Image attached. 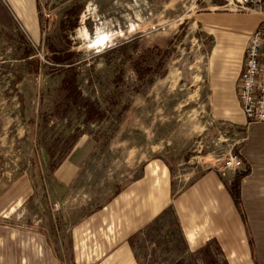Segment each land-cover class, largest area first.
<instances>
[{
    "label": "crops",
    "instance_id": "0c3cea01",
    "mask_svg": "<svg viewBox=\"0 0 264 264\" xmlns=\"http://www.w3.org/2000/svg\"><path fill=\"white\" fill-rule=\"evenodd\" d=\"M32 7L35 12V0ZM202 16L211 22L206 29L214 44L211 63L195 82L196 73L185 85L189 71L173 64L155 76L134 100L148 101L149 110L133 113L131 136L119 135L110 147L101 144L99 133L86 130L62 145L45 144L47 161L41 162L39 178L50 180V191L33 190L27 170L3 184L0 264H142L137 239L168 214L186 256L196 264H264V124L246 129L238 98L245 54L260 17L210 9ZM35 17L31 39L41 43ZM236 30L245 36L243 47ZM181 98L203 99L212 106L210 120L235 123L237 140L247 136L236 148L245 172L206 169L202 156L192 158L199 139L208 147L206 127L195 122L197 113L160 108ZM40 117L36 132L46 121L44 113ZM111 151L114 160L105 158ZM243 174L236 198L232 185Z\"/></svg>",
    "mask_w": 264,
    "mask_h": 264
},
{
    "label": "rangeland",
    "instance_id": "374dc122",
    "mask_svg": "<svg viewBox=\"0 0 264 264\" xmlns=\"http://www.w3.org/2000/svg\"><path fill=\"white\" fill-rule=\"evenodd\" d=\"M38 1L41 7L48 2L41 39L54 31L56 49L62 54L66 49L73 52L80 102L91 100L101 110H107L108 118L85 128L78 109L72 105L68 115H52L53 103L58 101L52 89L60 73L51 72L43 41L31 39L30 21L37 13L32 7L34 0H0V190L27 170L33 190L50 191V180L39 178L41 162L47 161L45 144L62 145L86 130L99 133L101 144L108 142L110 147L119 135L131 136L127 130L132 128L133 113L149 110L148 101L134 100L139 92L144 94L155 76L163 75L172 64L181 66L189 71L183 82L187 85L195 73L193 82L199 78V71L211 63L214 37L206 29L211 22L202 15L215 9L207 0H76L63 9L60 7L71 0ZM216 1L222 4V0ZM236 33L243 47L245 36L241 31ZM138 64L145 70L143 80L137 74ZM239 85L240 80L238 88ZM191 90L188 88V92ZM160 108L197 113L195 122L204 124L203 137L208 135L210 142L208 147L203 143L191 156H202L206 169L223 168L229 147L228 142L219 139L228 130L229 141L237 140L235 123L210 120L212 106L203 99L181 98L167 109L162 104ZM43 113L44 130L36 132ZM107 154L106 159L114 160L116 152ZM173 224L174 218L168 214L137 239L142 264H193L194 257L186 256Z\"/></svg>",
    "mask_w": 264,
    "mask_h": 264
},
{
    "label": "built area",
    "instance_id": "2783aa9c",
    "mask_svg": "<svg viewBox=\"0 0 264 264\" xmlns=\"http://www.w3.org/2000/svg\"><path fill=\"white\" fill-rule=\"evenodd\" d=\"M215 10L237 14L256 15L260 22L254 30L244 59V67L240 77L238 98L243 109L246 129L255 124H264V0H222ZM221 141L228 142V154L223 159V170L243 173L246 167L243 159L236 153V148L246 141L243 135L238 140L228 139L229 131L221 133ZM202 140L197 142L202 147Z\"/></svg>",
    "mask_w": 264,
    "mask_h": 264
},
{
    "label": "trees",
    "instance_id": "16d2710c",
    "mask_svg": "<svg viewBox=\"0 0 264 264\" xmlns=\"http://www.w3.org/2000/svg\"><path fill=\"white\" fill-rule=\"evenodd\" d=\"M48 1V0H47ZM36 2V12L39 21V25L42 29L44 28L45 17L43 12L48 7V2H45V6L41 7L40 2ZM76 0H71L68 4L62 5L60 8H65L69 4L75 3ZM49 9V8H48ZM54 31H50L48 35H45L43 39L44 49L46 51V60L52 66L51 72H59L60 79L55 87L52 89L54 97H57L58 101H54L52 115L54 117H64L68 115L70 111V105L78 109V117H82L83 123L86 126H89L91 123L102 121L106 116L107 110H101L96 106L91 100H83L80 102L81 93L78 89L75 67L72 66L75 63L74 54L69 49L66 53H60L56 49L55 44L53 43ZM141 65L138 64L137 74L140 80H143L145 70H142ZM153 73V72H152ZM55 144V143H53ZM245 176L244 174L238 178V180L232 185V191L236 198L239 196L240 180ZM193 264H196L192 261ZM178 264V262L176 263Z\"/></svg>",
    "mask_w": 264,
    "mask_h": 264
}]
</instances>
